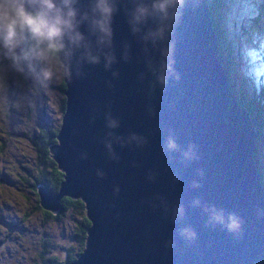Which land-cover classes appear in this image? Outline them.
Wrapping results in <instances>:
<instances>
[{"label":"water","instance_id":"water-1","mask_svg":"<svg viewBox=\"0 0 264 264\" xmlns=\"http://www.w3.org/2000/svg\"><path fill=\"white\" fill-rule=\"evenodd\" d=\"M96 2L73 7L83 43L101 62H81L83 48L57 53L66 105L50 149L65 175L55 193L39 184L44 206L56 211L63 195L80 196L92 221L84 249L65 264H264L253 125L216 57L206 1L184 0L166 19L135 23L137 5L151 0H110V43L93 27ZM161 26L166 38L154 42L148 33ZM106 54L115 57L110 68ZM109 118L119 126L108 127Z\"/></svg>","mask_w":264,"mask_h":264},{"label":"rangeland","instance_id":"rangeland-1","mask_svg":"<svg viewBox=\"0 0 264 264\" xmlns=\"http://www.w3.org/2000/svg\"><path fill=\"white\" fill-rule=\"evenodd\" d=\"M257 2L258 0H225L224 8L231 7L233 13L231 12L228 18L224 8L220 11L223 21L220 46L222 44L225 46V50L221 53V60L224 58L227 66L232 68L231 72H227L226 69L227 76L238 87L243 97L244 91L248 99L264 106V95L259 94V86L264 89V84L253 81L255 78L259 81L260 78L264 79V14L260 19V25L251 23ZM236 33L240 42L234 45L239 47L230 48L233 43H236V40H232V36ZM19 40L21 47L25 45L23 48L34 46L26 32L19 34ZM229 57L233 62L229 60ZM21 66L23 71H19L14 66L13 61L6 54V49L0 46V142L4 141L6 144L5 149H0V175L14 187L5 190L0 196V223L2 219L13 216L16 211L22 212L28 207L16 189L18 184H14L15 178L5 170L8 164L12 169L16 166L20 168V159L32 154L34 150L29 140H19V135L25 134L26 138H29L38 131L54 128L59 124L63 114L60 107L63 91L60 82L63 79V67L59 56L56 53H50L47 60L33 58L31 67H29V61H22ZM222 69H225L224 65ZM44 70L52 72L50 79H44ZM251 91L254 97L251 96ZM262 113L264 114L263 110ZM27 114L31 115L30 118ZM253 121L259 127L256 118ZM261 123L264 124V120ZM11 129L14 134L8 133ZM262 142H264V133ZM257 150H259L258 146ZM260 152L264 154V147H260ZM260 152H258L259 160ZM262 166L261 169L264 172V160ZM18 197L20 200L16 204L15 199ZM71 217L70 213L60 221L45 224L41 233L36 236L32 233L30 238L25 228L16 226L15 229L20 232L15 233L12 227L8 228L3 223L0 225V264H37V245L42 237H52L53 243L58 242L53 247L54 251H58L64 245L67 233L65 224Z\"/></svg>","mask_w":264,"mask_h":264},{"label":"trees","instance_id":"trees-1","mask_svg":"<svg viewBox=\"0 0 264 264\" xmlns=\"http://www.w3.org/2000/svg\"><path fill=\"white\" fill-rule=\"evenodd\" d=\"M205 1L206 6L208 7L209 18L212 22L211 26L217 38L216 57H219L218 60L221 66L224 65L225 69L223 70L226 80L238 104L245 107L250 115L252 124L256 126L254 127L255 145L253 150V160L256 166L257 174L264 185V172L261 169L263 168L262 161L264 160V154L260 152V147H264V142H262L264 124L261 123V121L264 120V114L262 113V110L264 111V106L254 100L248 99L243 90L244 97L241 95L238 87L234 85L233 81L227 76L226 69L227 72H231L232 68L227 66L226 60L224 61V58L221 60V53L225 50V46L223 44L220 46V41L222 40L221 30L223 23L221 20L220 11L224 8L223 5L225 0ZM224 11L228 18L229 14L231 12L233 13V9L227 6L224 8ZM237 11L241 13L243 12L242 10ZM254 12L255 14L251 18V23L253 25H260V19L264 14V0H258L254 8ZM232 40H236V43H233L230 48H238L239 46L237 47L234 45L240 42L238 40L237 33L232 36ZM30 41L34 44L32 39ZM229 60L233 62L230 57ZM253 81L264 84L263 78H260V81L255 78ZM60 85L63 86L62 96L60 97V107L64 112L66 105V94L64 92L66 84L64 79H61ZM259 88V94L263 96L264 89L261 86H259ZM251 96L254 97L252 91ZM30 116V114H27L28 118H30ZM254 118H256L258 121L259 127H257L253 121ZM60 123L61 120H59V124L56 127L43 130L41 132L38 131L35 135L29 136V138H26L24 132V136L19 135V140L28 139L34 150L32 151V154L25 156L24 159H20V168L16 166L15 169H12L8 164L7 168L5 169L11 177L15 178L14 184H18L16 189L20 192V196L28 204V207L22 212L16 211L13 216L2 219L0 225L5 223L8 228L12 227V231L15 233L20 232L19 230L15 229L16 226L23 227L25 228V232H28L30 238L32 233L35 236L41 233L45 224L49 225L50 223L52 224L53 222L60 221L70 213L72 215L70 221L65 224L67 233L65 234L64 245L58 249L59 252L54 251L53 249V247L58 242L53 243L54 240H52V237L41 238L39 244L37 245V264H65L66 261L69 262L77 258V256H79L85 247L88 227H90L92 224V221L87 215L85 201L80 196L75 197L67 194L63 195L60 199V208L56 211H54L52 208L44 206L41 201V195L39 191L40 183L45 184L51 192L55 193L59 190L62 180H64L65 173L59 167L58 162L54 158L50 149V144L52 142L56 143L57 141L56 134L58 132ZM8 133L14 134L12 129L9 130ZM5 146V142L1 141L0 149H5ZM257 146L259 147V150H257ZM258 152H260V160L258 158ZM13 188V184L9 183L7 179L0 175V196L5 190ZM19 200V197L15 199L16 204L19 203ZM28 223L30 224L29 226Z\"/></svg>","mask_w":264,"mask_h":264},{"label":"clouds","instance_id":"clouds-1","mask_svg":"<svg viewBox=\"0 0 264 264\" xmlns=\"http://www.w3.org/2000/svg\"><path fill=\"white\" fill-rule=\"evenodd\" d=\"M75 0H0V46L6 49V54L13 61L19 71H23L22 61H31L33 58L47 60L50 53L64 52L65 56L73 54V49H81V62L97 64L101 62V55L94 53L85 43V36L78 30L77 9L73 7ZM184 0H151L150 3H140L137 5L133 20L135 23L146 22L150 17L166 19L171 10L178 4H183ZM94 11L99 13L97 19L93 21V27L100 33L101 42L109 41L112 35L110 20L114 8L110 0H97ZM133 31H138L134 27ZM26 32L34 41V46L30 48L21 47L19 34ZM153 41L166 38L165 27L161 26L148 33ZM67 38V39H66ZM69 45L72 48H69ZM17 49H20L17 51ZM171 48L164 50L166 57H171ZM115 60L111 54H106V68H110ZM172 69L169 60L162 61L161 71L158 75L159 83L162 86L167 84V71ZM67 74L71 76V72ZM79 74V73H78ZM44 79H50L52 72L44 70ZM177 78L178 75H177ZM119 122L114 118H109L108 127L116 128ZM141 138L133 133L130 140L139 141ZM111 148V145H109ZM169 147H175V141L169 140ZM228 225L230 231H237L241 227V221L235 215L231 216ZM190 237L195 233L185 229Z\"/></svg>","mask_w":264,"mask_h":264},{"label":"bare ground","instance_id":"bare-ground-1","mask_svg":"<svg viewBox=\"0 0 264 264\" xmlns=\"http://www.w3.org/2000/svg\"><path fill=\"white\" fill-rule=\"evenodd\" d=\"M253 125V124H252ZM254 127H256V126H254L253 125V136H254V134H255V128ZM257 133V132H256ZM254 145H255V140H254ZM253 150H254V147H253Z\"/></svg>","mask_w":264,"mask_h":264},{"label":"flooded vegetation","instance_id":"flooded-vegetation-1","mask_svg":"<svg viewBox=\"0 0 264 264\" xmlns=\"http://www.w3.org/2000/svg\"><path fill=\"white\" fill-rule=\"evenodd\" d=\"M25 45H22V47H24ZM26 78V77H25Z\"/></svg>","mask_w":264,"mask_h":264}]
</instances>
